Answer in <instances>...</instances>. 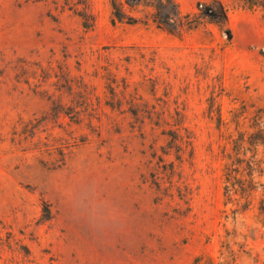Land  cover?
I'll return each mask as SVG.
<instances>
[{"label":"rangeland","instance_id":"obj_1","mask_svg":"<svg viewBox=\"0 0 264 264\" xmlns=\"http://www.w3.org/2000/svg\"><path fill=\"white\" fill-rule=\"evenodd\" d=\"M176 1L185 13L209 0ZM254 1L223 0L228 40L214 24L177 36L115 23L109 0H94L89 30L67 0H0V264H264L259 199L247 211L227 202L231 144L207 116L215 97L236 135L231 109L247 105L246 125L264 111V7ZM108 70L120 90L129 83L126 98L185 114L196 136L188 203L156 190L150 127L132 126L126 99L107 104ZM58 109L96 110L101 127L55 119Z\"/></svg>","mask_w":264,"mask_h":264},{"label":"trees","instance_id":"obj_2","mask_svg":"<svg viewBox=\"0 0 264 264\" xmlns=\"http://www.w3.org/2000/svg\"><path fill=\"white\" fill-rule=\"evenodd\" d=\"M112 10L113 22H125L129 24L144 23L153 24L172 35L183 36L202 25L214 24L230 40L232 30L228 22L229 9L223 0H209L199 2L195 11L182 12L176 0H109ZM67 5L82 22L86 29H93L97 21V13L94 9V0H67ZM253 6H263L264 0H256L251 3ZM108 80L107 88L109 98L107 104L115 108L118 104H123L124 99L129 104L128 110L133 120V127H138L144 134L146 127H150L152 135L151 157L147 160V168L153 174V184L160 193L169 194L174 189L177 190L180 200L188 203L190 198L189 183L184 175L185 164L194 165L195 161V140L194 131L187 125L185 114L177 107L173 111L162 107L160 110L155 106H150L145 101H139L135 95L127 90L129 83L122 79L123 89L120 90V83L117 74L108 70L105 74ZM69 89L73 88V78L67 79ZM81 89L84 92V99L87 106L90 103V88L87 82L82 81ZM223 87H221L222 94ZM232 122L235 123L236 135L229 132V122L223 117L222 106L215 97H211L207 109V116L215 119L222 135L228 139L231 149L227 150L225 145L224 156L227 161L223 169L224 190L227 202H235L240 205L241 210H249L256 199H259L258 214L264 225V111L259 108L250 117L246 125L248 116L247 105H242L240 109H231ZM62 114L69 118L71 123L81 125L87 120L92 132L98 130L101 125L93 123L94 119L101 120L102 114L96 110H76L58 109L54 112L55 119H59ZM108 124L111 127L118 125L116 119L106 113ZM224 130V131H223ZM159 131V132H158ZM163 138L164 145L160 146L162 151L158 154L157 144ZM65 154L64 152L62 153ZM174 155L175 160L168 157ZM65 156V155H64ZM157 161L154 163V160ZM65 158L63 159V161ZM161 174L169 178L168 186H163ZM177 175L178 179L173 180ZM169 192V193H168ZM240 209V208H238Z\"/></svg>","mask_w":264,"mask_h":264}]
</instances>
